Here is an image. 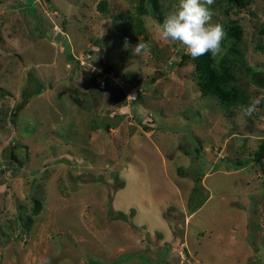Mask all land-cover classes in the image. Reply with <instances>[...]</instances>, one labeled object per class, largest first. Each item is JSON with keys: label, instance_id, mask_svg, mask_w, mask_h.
Masks as SVG:
<instances>
[{"label": "rangeland", "instance_id": "rangeland-1", "mask_svg": "<svg viewBox=\"0 0 264 264\" xmlns=\"http://www.w3.org/2000/svg\"><path fill=\"white\" fill-rule=\"evenodd\" d=\"M178 3L0 0V264H264V0L205 5L224 101L159 37Z\"/></svg>", "mask_w": 264, "mask_h": 264}, {"label": "clouds", "instance_id": "clouds-1", "mask_svg": "<svg viewBox=\"0 0 264 264\" xmlns=\"http://www.w3.org/2000/svg\"><path fill=\"white\" fill-rule=\"evenodd\" d=\"M214 0H179L178 5L170 11L162 24H157L162 41L178 44L193 59L211 54L216 59L222 53L221 42L224 30L220 24H212V13L205 5H212ZM135 56L150 55L151 46L138 42L133 48ZM260 98H252L247 106L242 107L244 116L257 112ZM41 264H48L42 260Z\"/></svg>", "mask_w": 264, "mask_h": 264}, {"label": "trees", "instance_id": "trees-1", "mask_svg": "<svg viewBox=\"0 0 264 264\" xmlns=\"http://www.w3.org/2000/svg\"><path fill=\"white\" fill-rule=\"evenodd\" d=\"M63 46L65 48V51L68 53V44L65 43V44H63ZM194 67H195V71L199 77V88H200L201 94L202 95H205V94L216 95L217 97H219L220 100L224 101L225 91L221 89L219 79H218V75L211 65L210 53L195 58L194 59ZM244 68L247 70L248 74H250L252 76L254 75L253 77H254V80L256 81V83H259V81H261L262 78L259 76V74H256L257 73L256 71H254L252 68H250L248 66H244ZM105 70L110 71V68L105 67ZM31 81H32V78L29 79L30 83H31ZM33 81H35V84H34L35 89H33L32 91H28V92H26V86L22 89V91H21L22 100L18 104V107H22V104L24 103V101H26L28 96H30L32 94H35V95L39 94L42 91V87L37 82L36 78ZM199 154H200V151H199ZM262 155H264V137H262L260 139L259 143L257 144L256 150L254 151V159L258 160ZM116 216L117 217H123V214L120 212H117ZM126 257L128 258L129 255L128 256H120L117 260H115V263L117 261H121V260L125 259ZM139 258H140L142 264H144V263L150 264L151 263V260L149 258H145L143 256H139ZM89 260L94 264L102 263L100 260H96V259H92V258H89Z\"/></svg>", "mask_w": 264, "mask_h": 264}]
</instances>
